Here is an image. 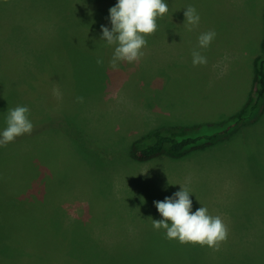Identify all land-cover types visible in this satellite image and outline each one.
Listing matches in <instances>:
<instances>
[{"label":"rangeland","instance_id":"rangeland-1","mask_svg":"<svg viewBox=\"0 0 264 264\" xmlns=\"http://www.w3.org/2000/svg\"><path fill=\"white\" fill-rule=\"evenodd\" d=\"M48 1L0 0V132L17 106L29 108L33 124L0 146V264H19L17 249L29 264H98L86 253L99 246L127 249L103 264H264V108L253 127L179 158L130 155L151 130L218 123L240 110L264 54V0H165L144 55L116 69L115 46L101 40L115 4L65 0L69 26L59 35ZM189 6L200 17L191 31ZM209 30L214 40L198 48ZM193 50L207 63L193 66ZM204 125L198 134L219 129ZM180 185L193 213L205 207L227 226L219 250L154 229L163 219L154 202Z\"/></svg>","mask_w":264,"mask_h":264},{"label":"clouds","instance_id":"clouds-1","mask_svg":"<svg viewBox=\"0 0 264 264\" xmlns=\"http://www.w3.org/2000/svg\"><path fill=\"white\" fill-rule=\"evenodd\" d=\"M165 0H118L115 6L109 9L111 29L101 26V40L107 45L115 46L110 61L113 69L119 62H136L143 55L142 49L147 44L146 37L154 34L158 28L157 19L163 18L168 12ZM184 24L191 31L197 26L200 17L192 6L184 12ZM216 36L215 31L209 30L198 37V48L206 49ZM193 66L207 63L206 57L198 50L192 51ZM102 59L97 64H102ZM81 100L83 98H80ZM29 108L17 106L9 109L6 117V128L0 132V146H7L17 137L31 134L33 124L29 119ZM166 197L164 201H157L155 207L163 217L161 220H152L156 230L164 229L166 239L178 240L181 244L208 246L219 250L222 242L228 237V229L220 216H212L205 207H199L192 212L190 192L185 186Z\"/></svg>","mask_w":264,"mask_h":264},{"label":"trees","instance_id":"trees-1","mask_svg":"<svg viewBox=\"0 0 264 264\" xmlns=\"http://www.w3.org/2000/svg\"><path fill=\"white\" fill-rule=\"evenodd\" d=\"M47 2H49L47 0ZM105 6L109 7L111 4H116L118 0H104ZM47 3H45L46 5ZM61 8H60V7ZM45 8V7H44ZM69 10V4L67 1L63 0L59 2L58 0H52V3H48L45 11H50V13H55V23L60 31L59 35H62L66 32L67 27L69 26L68 19L66 17V11ZM88 10L89 8H85ZM85 9L81 10V12L86 11ZM73 15V14H72ZM63 19V20H62ZM45 23V22H44ZM74 21L72 22V24ZM263 31H264V12H263ZM261 46L264 49V35L261 42ZM264 102V54L262 56H258L254 59L253 62V75L251 81V87L248 94V98L245 103L242 105L240 110L235 112L234 114L228 116L225 120H220L218 123H204L206 125L219 126V129L213 131L208 134H198L196 131H199L204 124H192L188 126H173L169 127L167 130H151L145 135L141 137L140 140H136L130 149V155L135 160L141 162H147L151 159L160 156L166 155L172 158H179L183 156L188 151H195L197 149H204L213 145L216 141L221 139V137H228L229 133L233 130V132L238 128V126L252 119L259 111L261 104ZM206 127V126H205ZM208 127V126H207ZM235 129V130H234ZM194 132V133H193ZM58 214V222H64L62 212L57 211ZM62 226H60L61 228ZM65 231H67L65 229ZM66 233V232H65ZM67 234V233H66ZM74 242V241H73ZM21 256L17 259H23L22 256L24 249L20 250ZM67 250V249H65ZM129 250V249H128ZM72 248H69V256L76 258L77 254H75ZM130 251H137L136 249H132ZM186 251V250H185ZM99 256L98 264H103L104 260H116L120 259L122 256L127 254V249L123 250V248L115 249V248H107V247H95L89 248L87 254V260L92 254ZM188 253V252H187ZM185 253L184 262H186ZM105 258V259H103ZM125 258V257H123ZM83 262L82 259H77ZM86 260V261H87ZM85 261V263H86Z\"/></svg>","mask_w":264,"mask_h":264},{"label":"crops","instance_id":"crops-1","mask_svg":"<svg viewBox=\"0 0 264 264\" xmlns=\"http://www.w3.org/2000/svg\"><path fill=\"white\" fill-rule=\"evenodd\" d=\"M262 28H263V26H262ZM264 108V105H263V103L261 104V106H260V109H259V111H258V113L254 116V118L251 120H249V121H247V122H243V123H241L239 126H241V125H252V127L255 125V123H254V121H257L259 118H260V113H261V111H262V109ZM238 126V127H239ZM252 127H246L245 128V130L246 129H251ZM19 264H29V262H26V261H24L23 259H21V262H19ZM30 264H35V261L34 260H32V263H30ZM42 264H45V263H42Z\"/></svg>","mask_w":264,"mask_h":264}]
</instances>
